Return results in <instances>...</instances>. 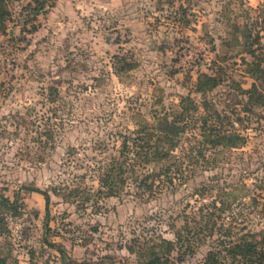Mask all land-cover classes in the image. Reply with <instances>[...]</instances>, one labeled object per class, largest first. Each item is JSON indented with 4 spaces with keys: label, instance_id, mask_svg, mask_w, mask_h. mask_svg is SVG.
<instances>
[{
    "label": "rangeland",
    "instance_id": "obj_1",
    "mask_svg": "<svg viewBox=\"0 0 264 264\" xmlns=\"http://www.w3.org/2000/svg\"><path fill=\"white\" fill-rule=\"evenodd\" d=\"M42 1L34 12L33 0H7L0 24V194H18L15 215H1L5 264H64L58 246L76 261L139 264L135 250L162 238L174 243L168 264H203L209 251L224 254V238L251 232L264 251V107L239 89L264 90L241 39L259 36L264 58V0ZM115 54L136 64L121 78ZM201 72H219L205 96L244 141L211 146L188 129L171 179L152 193L129 184L84 204L66 196L97 189L122 134L176 112L182 96L200 102ZM35 187L50 194L48 214Z\"/></svg>",
    "mask_w": 264,
    "mask_h": 264
},
{
    "label": "trees",
    "instance_id": "obj_2",
    "mask_svg": "<svg viewBox=\"0 0 264 264\" xmlns=\"http://www.w3.org/2000/svg\"><path fill=\"white\" fill-rule=\"evenodd\" d=\"M6 2L7 0H0L1 25H3V21L8 15ZM33 2L35 6H33L32 10L38 12L43 5V1L33 0ZM249 37L250 33L242 32L241 39L244 41L245 49L253 57V64L249 65L251 76L261 83L264 79V58L259 52L257 54L255 48H253L254 43H259V36L251 42H248ZM238 38H236V42H239ZM113 58L114 73L118 78H121L123 76L122 73L136 65L135 62H128L124 55L115 54ZM220 81L219 72L214 74L199 73L194 87L196 92L202 94L200 102H197L189 94L182 96L178 103L179 110L176 112L155 117L153 123L145 120L139 123L132 131L122 134L116 153L111 154L103 161L97 170V189L91 191L90 186L84 185L80 188V185H75L68 189L66 196L76 197L77 199L81 197V204H84L87 201H91L93 199L92 196L99 198L118 196L129 184H132L137 191H149V193H152L156 181L162 179V177L171 179V167L175 163L174 151L178 147L182 135L188 129L199 130L202 143L211 146L224 145L234 147L239 142L244 141L245 138L236 130L231 129L232 126L228 121L225 125H229L230 129L222 125L220 110L216 109L212 101L205 96L206 93L218 87ZM239 89L247 97V104L264 107V90H261L258 84L253 83L246 90ZM50 94H56V90L52 86L50 87ZM55 97L56 95L50 96L52 101L55 100ZM199 104L202 108V113L197 115ZM149 165H153L154 168L158 167L157 171L148 170L147 167ZM80 181L83 182V178ZM30 190L38 192L44 197L45 212L48 214L49 192L36 187L30 188ZM17 196L18 194L15 193L14 200H10L7 196L0 194V229H3L4 224L1 216L2 210L5 209L11 212L12 215L17 212L15 207ZM181 242L182 244L185 242L182 237ZM223 242L224 254L222 250L209 251L204 257L203 264L264 263V251L259 247V242L256 240L254 232L238 236L235 240L224 238ZM49 244L55 246L53 243ZM173 246L174 243L172 241L164 238L159 240L157 244L144 243L138 250H135L136 255L139 257V264H168L169 254ZM56 249L61 255L64 264H90L85 260L76 261L68 258L65 251L59 246ZM128 249L132 251L134 248L130 246ZM178 260H181L179 256ZM5 262V259L0 258V264H5Z\"/></svg>",
    "mask_w": 264,
    "mask_h": 264
}]
</instances>
